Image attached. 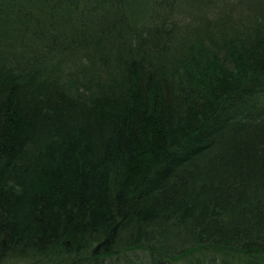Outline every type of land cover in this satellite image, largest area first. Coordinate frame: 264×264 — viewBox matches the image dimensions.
<instances>
[{"label":"trees","instance_id":"16d2710c","mask_svg":"<svg viewBox=\"0 0 264 264\" xmlns=\"http://www.w3.org/2000/svg\"><path fill=\"white\" fill-rule=\"evenodd\" d=\"M0 264H264V0H0Z\"/></svg>","mask_w":264,"mask_h":264}]
</instances>
